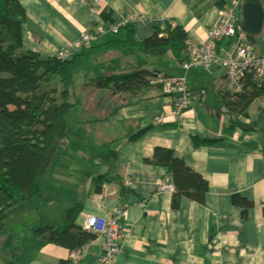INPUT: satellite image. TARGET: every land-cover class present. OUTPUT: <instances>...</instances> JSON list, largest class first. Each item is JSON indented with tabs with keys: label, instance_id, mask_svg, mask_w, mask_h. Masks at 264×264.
Returning <instances> with one entry per match:
<instances>
[{
	"label": "crops",
	"instance_id": "0c3cea01",
	"mask_svg": "<svg viewBox=\"0 0 264 264\" xmlns=\"http://www.w3.org/2000/svg\"><path fill=\"white\" fill-rule=\"evenodd\" d=\"M218 1L18 0L25 11L22 49L56 58L85 34L94 36L92 47L114 40L124 42L130 32L132 42L138 45L156 32L162 37L169 26L184 31L186 46H200L218 20ZM230 7L231 3L224 9ZM234 10L240 14L239 8ZM115 27H119L118 34L111 33ZM250 44L255 45V40ZM182 64L171 52L155 58L137 47H126L97 58L90 76L138 71L185 76L193 97L190 108L178 119L171 99L159 89H147L130 102L126 94L91 88L85 74L78 77L80 89L75 86V91L82 101L77 118L68 126L71 133L76 124L74 129L80 135L75 134L78 139L69 143L63 161H58L47 178L50 187L43 192L41 186L36 205L27 204L14 213L10 220L16 229L10 231V226L0 233V264L69 260V250L35 236L41 224L28 221L29 211L38 207L58 212L52 206H60L63 217L45 221L58 231L55 225L64 223L65 227L70 210L75 211L74 224L79 229L85 224L84 214L102 218L117 209L125 210L119 220L122 254L115 264H264L263 130L254 126L252 139H246L241 128L229 130L222 98L234 93L223 69L184 71ZM105 97L112 104H104ZM257 104L259 110L264 108ZM244 124L252 126L250 117ZM93 126L98 136L90 146ZM139 133L142 136L137 138ZM194 138L215 144L195 147ZM157 148L173 151L208 183L203 205L183 198L174 209V192L158 191L160 184L172 185V179L166 169L146 162ZM68 176L72 182L66 186L62 183ZM103 176L106 180L99 190L97 180ZM235 197L251 203V208L235 205ZM29 230L32 236L24 239ZM100 256V241L95 240L81 264H96Z\"/></svg>",
	"mask_w": 264,
	"mask_h": 264
},
{
	"label": "trees",
	"instance_id": "16d2710c",
	"mask_svg": "<svg viewBox=\"0 0 264 264\" xmlns=\"http://www.w3.org/2000/svg\"><path fill=\"white\" fill-rule=\"evenodd\" d=\"M232 1L219 0L218 6L222 10ZM245 1L240 0L239 12ZM256 1L262 5L263 0ZM24 27L25 11L18 0H0V233L6 232L15 207L36 205L42 183L68 151V116L80 104L75 94L77 74L84 73L91 88L107 90L113 95L126 94L132 102L134 97L140 98L139 94L153 88L150 81L157 73L138 71L91 78L98 55L137 47L145 55L155 58L171 52L180 64L187 58L186 35L179 27L169 26L162 37L156 32L138 45L132 42L130 32L129 40L91 45L64 60L42 57L33 51L23 52ZM250 41L253 43L254 39L248 35L249 44ZM257 102L264 106V78L256 85L251 77H247L240 93H229L222 98L230 131L241 128L247 134L255 132L254 126L243 124L239 119L248 120V110ZM259 111L264 112V108ZM140 136L142 133L136 137ZM192 141L195 147L215 144V141L198 138ZM146 162L164 168L170 174L174 209L183 198L199 205L205 203L208 183L173 151L157 148ZM105 180L104 176L97 180L99 190ZM121 192L125 189L121 188ZM233 202L241 208L252 206L238 197ZM74 213V210L69 211V223L64 229L58 231L45 226L37 230L35 236L71 253L94 241V236L75 226ZM60 264L72 263L68 260Z\"/></svg>",
	"mask_w": 264,
	"mask_h": 264
},
{
	"label": "built area",
	"instance_id": "2783aa9c",
	"mask_svg": "<svg viewBox=\"0 0 264 264\" xmlns=\"http://www.w3.org/2000/svg\"><path fill=\"white\" fill-rule=\"evenodd\" d=\"M240 0H233L229 9L220 11L216 25L207 33V40L200 46L187 45L188 59L182 64L184 71L190 68H221L225 72L229 90L234 93L242 91L244 80L251 77L256 85L264 78V53H258L248 43V35L243 30L240 19L235 13L239 8ZM174 27V26H172ZM119 27H115L111 33L118 34ZM95 40L93 35L85 34L79 37L70 48L58 54V59L70 58L83 48L89 47ZM227 42V46L220 44ZM153 88H160L162 93L172 102L176 119L186 112L192 103L193 93L188 89L185 76L165 77L158 75L151 79ZM157 122L161 123V120ZM246 139H252L253 134H247ZM160 192H173L174 188L169 184H160ZM125 216V210L117 209L105 217H96L84 214L85 224L81 230L94 236L100 241L101 256L96 264H115L116 258L122 254L123 231L119 220ZM91 243L72 252L69 260L72 264H81L87 256Z\"/></svg>",
	"mask_w": 264,
	"mask_h": 264
},
{
	"label": "rangeland",
	"instance_id": "374dc122",
	"mask_svg": "<svg viewBox=\"0 0 264 264\" xmlns=\"http://www.w3.org/2000/svg\"><path fill=\"white\" fill-rule=\"evenodd\" d=\"M262 8H263V11H264V0H263V2H262ZM236 15H238V16H241V14H239V13H237L236 12ZM253 39L255 40V42H256V44L254 45L255 46V48L257 49V51H262V53L264 52V21H263V25H262V29H261V31H260V33L259 34H257V35H255L254 37H253ZM23 50V49H22ZM23 52H27L25 49L23 50ZM261 53V52H260ZM99 56L100 55H98L96 58H99ZM101 57V56H100ZM101 65H96V69H100L101 67H100ZM165 72H167V71H165ZM82 75H84V73H81V74H77L75 77H77V79H78V77H80V76H82ZM77 79H75V86L78 88V89H80V82H78V80ZM157 89H159V90H161L160 88H157ZM162 91V90H161ZM79 92H81V90L79 91ZM82 93V92H81ZM75 94H76V91H75ZM77 95V94H76ZM86 99H87V95H86ZM78 101L80 102V101H82V98L81 97H79L78 96ZM103 102H104V104H112V102H111V100L110 99H108L107 97H105L104 98V100H103ZM87 103H89V102H87ZM80 104H81V102H80ZM78 107H76V108H74V109H72V111H71V114H70V116H69V121H68V123L70 124V125H72V120L74 119H76L77 118V114H78ZM92 114V113H91ZM248 114H249V117H250V120H251V122H252V126H255V128L257 129V131H259V130H263V133H264V112H260L259 111V109H258V104L256 103V104H254V105H252L251 107H250V109L248 110ZM239 121H242V123L244 124V121H245V119H239ZM75 126H76V124H75ZM75 126H73V128L71 129V133H69V143H71V142H75L78 138L75 136V134H77V135H80V134H78V131H77V129H74V127ZM72 132H73V134H72ZM92 132H93V134H91V137H92V140L90 141V143H91V145L90 146H93V141H94V139H95V136H98V134H95V132H96V128L93 126L92 127ZM82 137H83V134L81 135ZM84 137H85V134H84ZM64 157V156H63ZM91 157V156H90ZM63 161V158L61 157V160L59 161V162H62ZM59 164V163H58ZM66 162H64V167L66 166ZM73 173V172H72ZM74 178V177H73ZM78 178V177H77ZM74 179H76V178H74ZM72 182V178L70 177V176H68L67 178H65V180L63 181V183L62 184H64V185H66L67 186V184H70ZM42 191L44 192V190L47 188V185L50 187V182L48 181V179H46L43 183H42ZM60 194V193H59ZM78 196L80 195V194H77ZM39 200V199H38ZM37 203V201L35 202V204ZM62 204V202L60 201V205ZM26 205L27 204H21V205H19V206H17V207H15L14 209H13V213H16V212H20V210H22L23 208H25L26 207ZM55 207H56V210L58 211V212H56V211H50L49 209L48 210H46V211H44V209L42 208V209H40L39 207L37 208V209H34V210H32V211H29V213L27 214V217H28V221H32V220H34L35 222H36V224H41L40 225V227L39 228H43V227H45V226H47L46 224H47V222L45 221V218H50V219H54V218H56V219H58L59 217H63V209H61L60 208V206H52L51 207V209L52 210H54L55 209ZM26 211V209H24V212ZM28 211V210H27ZM11 226V228H10V231L12 230V231H14L16 228L14 227V225H13V222H9L8 223V225H7V227H10ZM64 223H63V225H61V226H56L55 225V227L54 228H56V229H60V230H62V229H64ZM38 229V228H37ZM30 236H32L31 235V231L29 230V232H27L26 234H24V239H27V238H29ZM95 241V240H94ZM94 241H92V242H94ZM92 242H90V243H92Z\"/></svg>",
	"mask_w": 264,
	"mask_h": 264
},
{
	"label": "water",
	"instance_id": "95a60500",
	"mask_svg": "<svg viewBox=\"0 0 264 264\" xmlns=\"http://www.w3.org/2000/svg\"><path fill=\"white\" fill-rule=\"evenodd\" d=\"M240 14L241 25L247 35L254 37L259 34L264 21V11L259 1L246 0L241 6Z\"/></svg>",
	"mask_w": 264,
	"mask_h": 264
}]
</instances>
